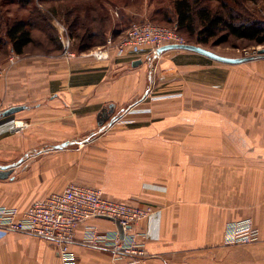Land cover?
Returning <instances> with one entry per match:
<instances>
[{
	"label": "crops",
	"instance_id": "1",
	"mask_svg": "<svg viewBox=\"0 0 264 264\" xmlns=\"http://www.w3.org/2000/svg\"><path fill=\"white\" fill-rule=\"evenodd\" d=\"M147 53L104 61L20 56L0 79V107H25L0 119V165L28 160L38 145L83 143L15 168L11 180L24 171L42 177L49 191L0 205L23 209L75 183L154 208L134 228L145 235L138 238L143 264H264V58L226 65L173 50L151 64ZM111 106L113 123L89 140L101 130L98 114ZM19 121L29 126L14 132ZM246 220L259 230L258 241L228 244L227 226ZM88 226L115 230L104 219L82 225L71 246L78 264H131L88 246ZM0 264L61 261L48 241L0 229Z\"/></svg>",
	"mask_w": 264,
	"mask_h": 264
},
{
	"label": "trees",
	"instance_id": "2",
	"mask_svg": "<svg viewBox=\"0 0 264 264\" xmlns=\"http://www.w3.org/2000/svg\"><path fill=\"white\" fill-rule=\"evenodd\" d=\"M0 0V61L13 54L19 56L63 54L62 34L51 18H59L68 30L71 50L80 55L106 44L109 36L116 37L128 30L130 22H152L172 27L176 25L188 36L187 44L216 47L231 40L244 41L252 46H264V21L236 11L240 0H221L220 7L208 5V0ZM258 4L259 0H244ZM45 3L51 4L45 7ZM81 2V5H78ZM146 5L143 17L138 11ZM118 5L132 11L124 12L113 22L110 7ZM28 12L19 17L12 9ZM13 7V8H14ZM133 22V23H134ZM127 23V25H126ZM127 27V28H126ZM95 138L91 135L90 139Z\"/></svg>",
	"mask_w": 264,
	"mask_h": 264
},
{
	"label": "built area",
	"instance_id": "3",
	"mask_svg": "<svg viewBox=\"0 0 264 264\" xmlns=\"http://www.w3.org/2000/svg\"><path fill=\"white\" fill-rule=\"evenodd\" d=\"M59 31L63 36V56L67 59L81 56L104 61L112 54L126 55L133 51L147 50V59L154 64L162 56L157 55L158 49L167 45L187 44L177 32L176 26L166 27L146 21L131 24L117 42L110 36L104 46L78 55L71 50L67 29L60 26ZM153 56H156L155 60L152 59ZM19 59L20 56L12 55L5 66H0V79ZM3 113L4 110L0 107V116ZM28 126V122L19 121L13 126V131L21 132ZM153 214L154 208L151 206L139 207L123 203L110 199L100 189L69 183L61 192L38 199L23 209L0 205V229L46 240L53 246L61 264H78L71 249L78 229L91 220L104 219L112 222L115 230L102 232L96 226H88L84 242L88 246L107 250L114 257L128 256L131 264H143L147 253L138 238H145V235L135 233L134 228ZM117 223L121 226L123 236ZM258 239L259 230L250 220L229 224L226 228L228 244L250 245Z\"/></svg>",
	"mask_w": 264,
	"mask_h": 264
},
{
	"label": "rangeland",
	"instance_id": "4",
	"mask_svg": "<svg viewBox=\"0 0 264 264\" xmlns=\"http://www.w3.org/2000/svg\"><path fill=\"white\" fill-rule=\"evenodd\" d=\"M220 1L221 0H208L207 3L210 6H214L216 8H219L220 7V5H219ZM240 1H241L240 5H235L236 11L247 14L250 17H253V14L255 13V14H257V17L259 18V20L264 21V0H259L258 4H256V5L252 4L251 2H246L244 0H240ZM93 2H94V0H90L88 2L86 1L87 4L88 3L91 4ZM44 4H45V7L48 8L51 6L52 3L49 4V2H48V4H47L44 2ZM81 4H82L81 2H78V5H81ZM13 7L14 6H9V7L6 6L5 9L11 8L12 11L15 14H17L19 17H26L28 15V12H25L24 10H18L17 7H14V8ZM133 10L134 9H132V11H130L127 8H124V7H121L118 5H113V7H110V14L113 15V22H114V21L119 20L120 15L123 14L124 12L131 15V12H133ZM134 11H136V9ZM138 12L143 17H145V15L147 14L146 5L144 4V8ZM133 22H130L127 27H129L131 24H133ZM51 23L57 31H59L60 26L65 27V25L62 23V21L57 17L52 16ZM126 25H127V23H126ZM175 26L176 25H173L172 27H175ZM177 32L179 33L180 36H182L184 38V40L186 42L189 40L187 35H185L183 33L180 34L178 27H177ZM67 33H68V30H67ZM208 48L211 49V51L218 53L220 55L233 57V58H239V57H245L246 54L256 55L257 50L264 49V46H252L251 44H248L244 41L231 40L226 45L216 46V47H208ZM263 58H264V56H263ZM103 132H104V130L103 131L99 130L98 133H95V137L97 135H100ZM75 141L76 142L74 145H71V146L65 148V150L76 149L77 147L80 146V144L83 143V142L78 141V140H75ZM52 147H53V144L52 145L51 144H45V145L35 146L34 148H32L27 153L28 158L26 157V159H28V160H24L20 166L24 167L25 164H31L32 161H29V158H32L34 155H40V154H44V153L54 152V150H52ZM20 166H18V167H20ZM18 170H20V169H18ZM27 174L28 173H26L24 171H22V172L19 171L16 175H13L14 176L13 180H11L9 178L8 180H4L3 182H0V202H2L3 204H6V205H12L11 203L17 204L20 201H25V203H26V202H29V200H31L30 197H32V196L40 197L43 195L42 193H46L49 191L48 190L49 188L45 187V186H48L47 182L43 181L42 177H41V179L39 178V180H37L36 177L33 178L31 176H28L29 174L28 175ZM39 181H42V183L45 184V186L41 187V185L39 184L40 183ZM7 185L10 186V189H6Z\"/></svg>",
	"mask_w": 264,
	"mask_h": 264
},
{
	"label": "water",
	"instance_id": "5",
	"mask_svg": "<svg viewBox=\"0 0 264 264\" xmlns=\"http://www.w3.org/2000/svg\"><path fill=\"white\" fill-rule=\"evenodd\" d=\"M173 50H181V51H188L192 53L199 54L201 56H204L212 61L221 63V64H226V65H237V64H243L247 62H251L257 59H261L264 56V49H259L257 50L256 55H251V56H245V57H239V58H233V57H228L224 55H220L218 53H215L211 50H208L206 48H203L201 46L197 45H191V44H182V45H167L164 46L160 49L157 50V55H162L164 52L167 51H173ZM153 60L156 59V56H153ZM141 64V61L134 62V66H138ZM25 107L23 106H18V107H12L10 109H7L4 111V113L0 116V119L6 118L9 116H12L22 110H24ZM113 107L111 106L109 109L108 108H103L100 113L98 114V123L101 126V131L105 130L108 126H110L113 121L114 117H112L113 113ZM76 141H69V142H64L58 145H55L52 147V150H63L71 145H74ZM28 157V154L25 156V158ZM24 161V158L21 160L8 164V165H0V181L8 180L11 178L10 176L13 174L15 168L20 166ZM111 220V219H110ZM117 227L121 233V236H123L121 226L117 223Z\"/></svg>",
	"mask_w": 264,
	"mask_h": 264
}]
</instances>
